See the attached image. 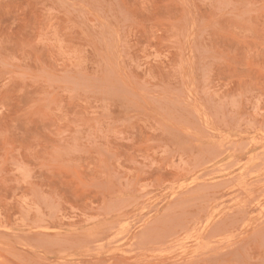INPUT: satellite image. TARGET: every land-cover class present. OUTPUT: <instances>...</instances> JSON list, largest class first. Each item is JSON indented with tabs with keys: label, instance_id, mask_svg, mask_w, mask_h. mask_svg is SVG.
Returning <instances> with one entry per match:
<instances>
[{
	"label": "rangeland",
	"instance_id": "1",
	"mask_svg": "<svg viewBox=\"0 0 264 264\" xmlns=\"http://www.w3.org/2000/svg\"><path fill=\"white\" fill-rule=\"evenodd\" d=\"M0 264H264V0H0Z\"/></svg>",
	"mask_w": 264,
	"mask_h": 264
}]
</instances>
